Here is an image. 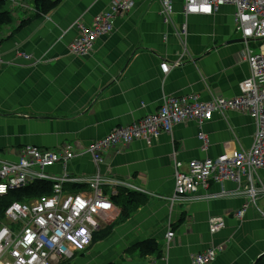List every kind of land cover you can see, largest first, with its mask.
I'll return each mask as SVG.
<instances>
[{"label": "crops", "instance_id": "obj_1", "mask_svg": "<svg viewBox=\"0 0 264 264\" xmlns=\"http://www.w3.org/2000/svg\"><path fill=\"white\" fill-rule=\"evenodd\" d=\"M26 2L31 11L12 14L15 23L33 17L32 3ZM107 4L63 0L50 18L32 21L1 43L0 160L15 161L26 145H69L75 156L67 162L66 173L89 179L96 166L84 152L86 146L154 113L163 99L195 94L207 101L239 95V84L250 69L241 57L245 44L235 30L232 6H222L211 16L184 17L183 0H174L172 26L163 22L157 0H139L127 16L116 19L112 35L96 40L89 56L68 54L77 34L72 24L80 19L90 26ZM248 45L256 51L255 42ZM15 50L32 59H15ZM161 62L177 65L163 75ZM253 134L249 115L229 110L213 113L209 121H178L170 135L109 149L99 168L104 194L110 197L122 184L147 201L106 238L77 253L76 264H189L209 248L216 250L210 264H257L264 256V170L254 172L250 181L211 182L185 200L168 201L177 163L185 170L192 160L247 151ZM49 173L62 174V166ZM250 186L254 196L245 194ZM118 215L119 209L104 227ZM219 222L224 227L211 233L208 225ZM169 228L174 232L170 244L165 239ZM144 240H154L159 254L143 257L131 249Z\"/></svg>", "mask_w": 264, "mask_h": 264}, {"label": "built area", "instance_id": "obj_2", "mask_svg": "<svg viewBox=\"0 0 264 264\" xmlns=\"http://www.w3.org/2000/svg\"><path fill=\"white\" fill-rule=\"evenodd\" d=\"M138 0H108L109 11L93 20L92 26L81 25L80 36L70 46V52L85 54L93 48L95 40L110 34L114 20L130 12ZM161 16L171 23L174 0H158ZM224 5L234 9L236 32L245 41L241 52L248 64L250 78L240 84V94L234 98L216 96L208 102L194 97L163 99L158 111L126 127L115 128L107 136L92 143L88 151L95 164L102 162V154L114 147L125 146L136 140H150L161 134H169L172 126L181 120L198 119L209 121L213 113L237 110L249 115L254 121L255 135L247 151L233 152L230 156L192 160L182 170L176 164L174 172V194L171 203L185 200L199 189H207L211 182L222 184L229 181L239 183L241 177L250 176L264 169V0H183L182 14L211 16ZM255 42L257 52L251 51L247 42ZM88 51V52H89ZM25 59L30 56L25 55ZM174 67L177 63L173 64ZM161 72L166 75L170 66L163 63ZM206 148L207 140L201 135ZM46 150L26 145L19 151L15 161L0 160V196L11 190H19L36 181L52 183V193L29 203L10 204L4 212V223L0 226V264H58L87 250L93 234L103 215H111L114 205L103 193V180L99 172L89 179L71 178L66 173V164L74 154L71 151ZM62 166V174L54 175L49 170ZM85 182L86 192L65 193V184ZM254 196L250 186L245 193ZM224 227L222 222L210 224L211 233ZM167 233V240L173 238ZM216 256L215 249L195 255L191 264H210Z\"/></svg>", "mask_w": 264, "mask_h": 264}, {"label": "trees", "instance_id": "obj_3", "mask_svg": "<svg viewBox=\"0 0 264 264\" xmlns=\"http://www.w3.org/2000/svg\"><path fill=\"white\" fill-rule=\"evenodd\" d=\"M10 1H18L17 3H21V0H0V45L4 40H7L12 37L13 34L18 32L21 28L27 27L32 21L43 19V18H50L52 12L63 2V0H30L33 7V17L29 18L27 20H22L21 23H15L12 14L14 15V10L11 8H8V3ZM158 2V0H157ZM159 4V2H158ZM7 5V9L6 8ZM160 5V4H159ZM31 8V6H30ZM109 6L107 4L106 9H104L102 12L94 15L93 20H95L96 17H98L100 14H104L108 12ZM130 13V12H128ZM128 13H125L124 15H119V17L127 16ZM116 18V19H117ZM114 20V22L116 21ZM81 25L82 22L79 19V21L76 24L75 29L77 30V34L75 35V39L71 40L68 44V54L77 57V55L70 52V46L74 41L80 36L81 33ZM4 28L5 31H9V34L5 36V33L2 32V29ZM114 31V25L113 30L111 32V35ZM108 37V36H105ZM6 38V39H4ZM94 49V47H93ZM93 51H91L92 53ZM28 55V54H26ZM30 56V55H28ZM25 59V58H24ZM32 57L30 56L29 59L25 60H31ZM121 128V127H116ZM98 140H95L91 142H96ZM22 148H20L21 150ZM56 150L60 151H73L72 148L69 145H63L61 147H58ZM264 170V169H263ZM63 190L65 193L68 194H76L80 192H86L89 190V187L86 184H65L63 187ZM52 193V183L48 181H36L32 185L22 188L19 190H11L7 193L5 196H0V226L4 223V212L5 209L12 203H29L32 200H35L37 198H40L42 196H48ZM110 201L116 207L119 209V215L118 218L115 219L114 222H112L110 225H107L104 227V225L99 226V231L95 232L93 234V242L96 243L104 238H106L110 232L112 231L114 226H117L127 219H129L131 216L134 215L135 211L146 204L147 198L134 191H130L126 189L125 187H122L120 185H117L116 192L113 193L110 196ZM104 227V228H103ZM103 228V229H102ZM131 249H135L140 253L141 256L146 255H153V254H159L160 248L157 245V243L154 240H144L142 242L137 243L135 246L131 247ZM68 261H62L58 264H65ZM257 264H264V256L261 257V259L257 262Z\"/></svg>", "mask_w": 264, "mask_h": 264}, {"label": "clouds", "instance_id": "obj_4", "mask_svg": "<svg viewBox=\"0 0 264 264\" xmlns=\"http://www.w3.org/2000/svg\"><path fill=\"white\" fill-rule=\"evenodd\" d=\"M138 1H139V0H138ZM224 6H229V5H224ZM221 7H222V6H221ZM160 11H161V8H160ZM160 15H161V12H160ZM172 15H173V14H172ZM161 17H162V16H161ZM171 19H172V16H171ZM162 20H163V18H162ZM163 22H164V20H163ZM164 23H165V22H164ZM165 24H166V25H172L173 23H172V21H171V23H165ZM82 26H84V25H82ZM172 26H173V25H172ZM234 26H235V24H234ZM85 27H86V26H85ZM88 27H90V26H88ZM235 30H236V29H235ZM105 36H107V35L101 36V37H99V38H102V37H105ZM99 38H97V39H99ZM97 39H96V40H97ZM96 40H95V41H96ZM241 40H242V41L244 42V44H245V41H244L242 38H241ZM250 42H251V41H250ZM250 42H247V43H250ZM93 47H94V45H93ZM248 47H249V45H248ZM244 48H245V46H244ZM244 48H243V50H244ZM91 50H92V49H91ZM91 50H90V51H91ZM243 50H242V51H243ZM90 51L88 52V54L90 53ZM242 51H241V52H242ZM163 63H167V62H161V63H160V66H161ZM167 64H168V63H167ZM173 64H174V63H172V64H168V65L170 66V70H171L172 68H174V65H173ZM160 66H159V67H160ZM170 70H169V71H170ZM160 71H161V69H160ZM161 73H162V72H161ZM162 74H163V73H162ZM167 74H168V73H167ZM163 75H164V74H163ZM249 76H250V75H249ZM249 78H250V77L246 78L245 80H248ZM245 80H243V81H245ZM243 81H242V82H243ZM242 82H241V83H242ZM241 83H240V84H241ZM240 84H239V91H240ZM239 94H240V92H239ZM190 97H194V98L198 99V101H201V102H208V101L213 100V98L216 97V96L212 97L211 100H207V101H202V100H200L199 96H198V95H195V94L192 95V96H190ZM235 97H237V96H235ZM178 98H183V97H180L179 95H172V96L168 97L167 99H175V100H176V99H178ZM233 98H234V97H233ZM161 102L163 103V100H162ZM162 103H161V104H162ZM160 106H161V105H159L158 109L160 108ZM158 109H157V111H158ZM157 111H155L154 113H156ZM227 111H229V110H227ZM232 111H236V112H239V113L241 112V111H237V110H232ZM225 112H226V111H225ZM154 113H151L150 115H152V114H154ZM223 113H224V112H223ZM245 114H246V113H245ZM147 116H149V115H147ZM145 117H146V116H145ZM143 118H144V117H143ZM141 119H142V118H141ZM141 119H140V120H141ZM191 120H193V119H191ZM137 121H139V120H135V121H133V122H137ZM252 121H253V120H252ZM133 122H131V123H133ZM131 123H130V124H131ZM253 125H254V121H253ZM127 126H128V125H127ZM123 127H126V126H123ZM121 128H122V127H121ZM114 129H115V128H114ZM172 129H173V126H172ZM112 130H113V129H112ZM112 130H111V131H112ZM111 131H110V132H111ZM110 132H109V133H110ZM171 133H172V130H171V132H170L169 134H167V135H170ZM107 135H108V134H107ZM107 135H105V136H107ZM105 136H104V137H105ZM104 137H103V138H104ZM101 139H102V138H101ZM101 139H99V140H101ZM140 140H141V139H140ZM136 141H138V140H136ZM130 144H131V143H130ZM128 145H129V144H128ZM89 146H90V145H87V146H86L84 152H85L86 154H88V155L90 156L91 160L93 161L92 156L90 155V153H89V151H88ZM125 146H126V145H125ZM23 147H24V146H23ZM119 147H123V146H119ZM114 148H117V147H114ZM43 149H45V148H43ZM110 149H112V148H110ZM47 150H53V149H47ZM108 150H109V149H108ZM108 150H106V151L102 154V162H101L100 164H95V163L93 162V163L95 164V166H96V173H95V174H97V172H99V174H100V170H99V168H100V166L103 164V162H104V157H103V156H104V154H105ZM59 151H60V150H59ZM71 152H73V151H71ZM73 154H74V153H73ZM74 156H75V154H74ZM228 156H229V155H228ZM206 159H209V158H206ZM199 161H202V160H199ZM262 170H263V169H262ZM256 172H257V171H256ZM100 176H101V174H100ZM90 178H91V177H90ZM101 179H102V176H101ZM102 180H103V179H102ZM103 183H104V180H103ZM103 183H102V184H103ZM118 185L124 187L122 184H118ZM103 193H104V192H103ZM107 197H108V196H107ZM108 198H109V200H110V197H108ZM169 200H170V199H169ZM169 200H168V201H169ZM181 201H182V200H181ZM177 202H179V201H177ZM174 203H175V202H173V204H174ZM114 209H115V210L111 213V215H113L115 211H118V209H117L116 207H114ZM111 215H110V216H111ZM104 224H105V223L101 222V224H99V226L104 225ZM99 226L97 227V231H99ZM208 226H209V225H208ZM97 231H96V232H97ZM169 231L173 232L171 228L168 229V232H169ZM168 232H167V233H168ZM94 233H95V232H94ZM173 234H174V232H173ZM166 236H167V234H166ZM165 239H166V241L168 242V244H170V243L173 242L174 235H173V238H172L170 241H168L167 238H165ZM92 244H93V241H92ZM92 244H91V245H92ZM90 247H91V246H90ZM90 247H89V248H90ZM209 249H211V248H209ZM207 250H208V249H207ZM85 251H86V250H85ZM204 252H205V251H204ZM202 253H203V252H202ZM76 254H77V253H76ZM76 254H74L72 258L67 259V260H65V261L72 260ZM193 257H195V255H194ZM193 257H192V258H193ZM192 258H191L189 264H191ZM61 262H62V261H61Z\"/></svg>", "mask_w": 264, "mask_h": 264}, {"label": "rangeland", "instance_id": "obj_5", "mask_svg": "<svg viewBox=\"0 0 264 264\" xmlns=\"http://www.w3.org/2000/svg\"><path fill=\"white\" fill-rule=\"evenodd\" d=\"M18 1H10L9 3H8V8H11V9H13L14 10V15H16L18 12H23L24 14H27V13H29V11H31V9H30V6L31 5H28L27 4V2H26V0H21V2L23 3H17ZM25 4V5H24ZM21 8V9H20ZM79 21V19L78 20H76L73 24H72V26H71V28H75L76 27V24H77V22ZM92 24H93V21L91 22V24H90V27L92 26ZM89 27V28H90ZM4 28L2 29V32L4 33ZM111 35V33L110 34H107V36H110ZM75 39V37L72 39V40H74ZM96 42V41H95ZM95 42H94V44H95ZM93 44V45H94ZM68 48L69 47H67V50H68ZM88 51H89V49L88 50H86L85 51V54H82V53H77V57H85V56H89V54H88ZM91 51H93V48H92V50ZM91 51H90V53H91ZM255 52H257V50L255 51ZM14 54H15V56H16V58L15 59H24V56L26 55L25 53H21V52H19V51H17V50H15V52H14ZM254 135H255V131H254V134H253V137H254ZM40 148V147H39ZM117 148H120L119 146L117 147ZM116 148V149H117ZM46 149V148H45ZM48 149H50V148H48ZM47 150V149H46ZM53 151H56V153H59V152H57V150L56 149H53ZM2 160V159H1ZM109 193H110V190H109ZM109 217H106V216H102L100 219H99V224H101V222H103V223H105V224H108L109 223ZM95 245V243L93 242V245H92V247ZM91 247V248H92ZM89 249V248H88ZM87 249V250H88ZM86 254H89V253H86ZM80 259V256H77V255H75L74 256V258L72 259V261H70V262H68V263H66V264H76V262L78 261ZM65 263V262H64Z\"/></svg>", "mask_w": 264, "mask_h": 264}, {"label": "bare ground", "instance_id": "obj_6", "mask_svg": "<svg viewBox=\"0 0 264 264\" xmlns=\"http://www.w3.org/2000/svg\"><path fill=\"white\" fill-rule=\"evenodd\" d=\"M103 216H106V217H108V216H109V214H107V215H103Z\"/></svg>", "mask_w": 264, "mask_h": 264}, {"label": "water", "instance_id": "obj_7", "mask_svg": "<svg viewBox=\"0 0 264 264\" xmlns=\"http://www.w3.org/2000/svg\"><path fill=\"white\" fill-rule=\"evenodd\" d=\"M240 41H242V40H240Z\"/></svg>", "mask_w": 264, "mask_h": 264}]
</instances>
